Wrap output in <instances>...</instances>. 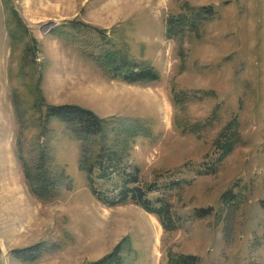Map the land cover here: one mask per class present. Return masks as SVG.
Wrapping results in <instances>:
<instances>
[{"label": "rangeland", "instance_id": "rangeland-1", "mask_svg": "<svg viewBox=\"0 0 264 264\" xmlns=\"http://www.w3.org/2000/svg\"><path fill=\"white\" fill-rule=\"evenodd\" d=\"M184 3L211 5L212 16L169 38L167 18ZM100 35L157 78L110 77L93 45L80 48ZM60 104L144 125L147 136L121 139L143 181L179 180L174 230L140 205L97 198L79 142L47 116ZM35 141L63 179L47 202L23 174ZM121 241L134 264H166L169 253L185 264H264V0H0V264H89ZM28 247L43 251L17 256Z\"/></svg>", "mask_w": 264, "mask_h": 264}, {"label": "trees", "instance_id": "trees-1", "mask_svg": "<svg viewBox=\"0 0 264 264\" xmlns=\"http://www.w3.org/2000/svg\"><path fill=\"white\" fill-rule=\"evenodd\" d=\"M211 5L193 6L184 3L181 11L167 18L166 35L169 38L195 33L201 25L212 16ZM103 32V31H102ZM89 45L95 48V62L112 78L125 82H138L157 78L153 66L139 62L120 48L112 39L100 35ZM122 47V46H121ZM47 116L54 117L64 123L69 132L79 142L78 167L84 173L88 187L97 198L107 206H116L128 202L140 205L155 215L165 230H174L175 223L171 213L172 204L169 192L176 188L179 180L167 179L162 182L143 181L140 169L130 161L127 137L136 135L147 136V130L139 120L127 123V119L110 120L102 118L76 104H60L48 106ZM122 134L126 136L122 137ZM232 135L228 137L231 138ZM223 153L228 151L229 141L226 139ZM23 160V174L29 183L32 193L43 202L54 199L60 192L63 179L53 172V158L38 141L26 150ZM117 180L109 189H99V182H109L113 177ZM101 185V183H99ZM157 192L152 198L148 193ZM37 243L34 247H39ZM28 248L15 251L23 260L38 256L43 249H34L30 255ZM124 248V249H122ZM42 253V252H41ZM133 249H125L124 241L117 243L113 250L104 257L89 264H134ZM181 254V253H180ZM169 253L166 264H185L181 255ZM193 261V257L190 256Z\"/></svg>", "mask_w": 264, "mask_h": 264}]
</instances>
